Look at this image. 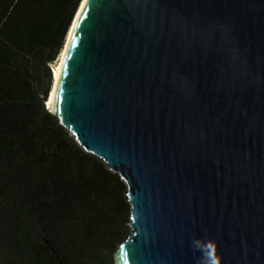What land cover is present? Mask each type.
<instances>
[{
  "label": "water",
  "instance_id": "water-1",
  "mask_svg": "<svg viewBox=\"0 0 264 264\" xmlns=\"http://www.w3.org/2000/svg\"><path fill=\"white\" fill-rule=\"evenodd\" d=\"M83 5L48 112L126 187L113 264H264V0Z\"/></svg>",
  "mask_w": 264,
  "mask_h": 264
},
{
  "label": "trees",
  "instance_id": "trees-1",
  "mask_svg": "<svg viewBox=\"0 0 264 264\" xmlns=\"http://www.w3.org/2000/svg\"><path fill=\"white\" fill-rule=\"evenodd\" d=\"M81 1L0 0V264H113L128 236L124 183L45 106Z\"/></svg>",
  "mask_w": 264,
  "mask_h": 264
},
{
  "label": "clouds",
  "instance_id": "clouds-1",
  "mask_svg": "<svg viewBox=\"0 0 264 264\" xmlns=\"http://www.w3.org/2000/svg\"><path fill=\"white\" fill-rule=\"evenodd\" d=\"M190 248L195 257V264H222L221 256L218 253V243L206 232L199 237L193 236Z\"/></svg>",
  "mask_w": 264,
  "mask_h": 264
},
{
  "label": "bare ground",
  "instance_id": "bare-ground-1",
  "mask_svg": "<svg viewBox=\"0 0 264 264\" xmlns=\"http://www.w3.org/2000/svg\"><path fill=\"white\" fill-rule=\"evenodd\" d=\"M85 0H82L80 2V6L78 8V11L77 13H80V10H81V5H83ZM77 13L74 15V18H73V22L76 21L77 19ZM73 22H72V25L70 27V30H68V33H67V37H66V41H65V45L63 46L62 48V51L60 53V56H59V61H57V64L52 66V71H53V83H52V88H51V91L48 93V97H47V101H46V105H47V109L51 112V110L53 109V104H54V93H56V88H57V80L59 78V75H60V72H59V75H57V72H56V69L57 68H61V58L64 57V52H65V48H66V45L68 44V41H69V33L71 31H73ZM51 101V103H50ZM117 264V263H116Z\"/></svg>",
  "mask_w": 264,
  "mask_h": 264
},
{
  "label": "snow or ice",
  "instance_id": "snow-or-ice-1",
  "mask_svg": "<svg viewBox=\"0 0 264 264\" xmlns=\"http://www.w3.org/2000/svg\"><path fill=\"white\" fill-rule=\"evenodd\" d=\"M81 7L83 8L84 5H81ZM79 15H80V14L77 13V16H79ZM76 27H78V24L74 21V22H73V28L75 29ZM69 35L72 36V35H74V33L70 32ZM66 48H67V45H66ZM61 63H63V57L61 58ZM56 72H57V75H59L60 69L57 68V69H56ZM50 103H51V101H50Z\"/></svg>",
  "mask_w": 264,
  "mask_h": 264
},
{
  "label": "rangeland",
  "instance_id": "rangeland-1",
  "mask_svg": "<svg viewBox=\"0 0 264 264\" xmlns=\"http://www.w3.org/2000/svg\"><path fill=\"white\" fill-rule=\"evenodd\" d=\"M60 56V55H59ZM57 61H59V57H58V59H57ZM57 64V62H55V64L54 65H56ZM53 69V68H52Z\"/></svg>",
  "mask_w": 264,
  "mask_h": 264
}]
</instances>
